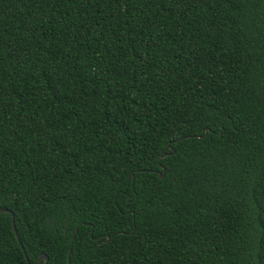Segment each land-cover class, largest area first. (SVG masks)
<instances>
[{
	"label": "trees",
	"instance_id": "obj_1",
	"mask_svg": "<svg viewBox=\"0 0 264 264\" xmlns=\"http://www.w3.org/2000/svg\"><path fill=\"white\" fill-rule=\"evenodd\" d=\"M0 210V264H264V0H0Z\"/></svg>",
	"mask_w": 264,
	"mask_h": 264
},
{
	"label": "water",
	"instance_id": "obj_2",
	"mask_svg": "<svg viewBox=\"0 0 264 264\" xmlns=\"http://www.w3.org/2000/svg\"><path fill=\"white\" fill-rule=\"evenodd\" d=\"M159 177L161 178L162 175L159 176ZM0 212L7 213L8 211H7V210H0ZM76 232H77V230L75 231V233H76ZM74 237H75V236H73V239H74ZM22 250H23V249H22ZM23 252H24V251H23ZM24 255H25V252H24ZM25 260H26V263H27V264H30L26 255H25ZM42 260H44V264H47L48 259H47V257H46L45 255H43V254H41V255L39 256V259H38V261H37L36 264H39Z\"/></svg>",
	"mask_w": 264,
	"mask_h": 264
}]
</instances>
